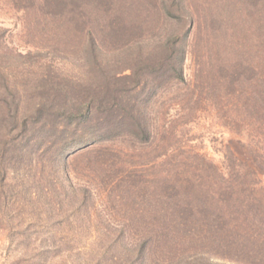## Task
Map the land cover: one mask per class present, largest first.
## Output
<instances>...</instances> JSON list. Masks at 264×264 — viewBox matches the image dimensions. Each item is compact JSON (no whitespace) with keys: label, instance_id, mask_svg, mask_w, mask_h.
Here are the masks:
<instances>
[{"label":"rangeland","instance_id":"obj_1","mask_svg":"<svg viewBox=\"0 0 264 264\" xmlns=\"http://www.w3.org/2000/svg\"><path fill=\"white\" fill-rule=\"evenodd\" d=\"M3 141L0 264H264V0H0Z\"/></svg>","mask_w":264,"mask_h":264},{"label":"trees","instance_id":"obj_2","mask_svg":"<svg viewBox=\"0 0 264 264\" xmlns=\"http://www.w3.org/2000/svg\"><path fill=\"white\" fill-rule=\"evenodd\" d=\"M180 78L181 79L183 78L182 77V74H181V77ZM79 116H81V115H79ZM79 116H76L74 113L68 115V117L70 119H73V120L79 118ZM88 141H91V143H89V144H92V141H94L93 143H95L97 140L95 141V138H93V137H87V136H83L82 137L81 136V137H79V138H77V139H75V140H73V141H71L69 143H66L63 146H61L59 150L55 151V155L57 157H59V158L62 157L63 153L65 151H67V149L70 148V147H72V146H77L78 147L75 150V152H77V151H79L82 148L83 144L84 145H87L88 144L87 143ZM6 142H7V140H6ZM6 142L3 141L0 144V148H1V150H0V159H2L3 158V154H5V152H7V148L8 147L6 146L7 144H5ZM67 157H68L67 154H65L63 156V158H61V161L65 160ZM1 170L2 169L0 168V171ZM0 175L2 177L3 176V173H0ZM0 185H2V183H0ZM239 210L240 211H243V209H239ZM187 212L189 213V216H192L191 219H193V221L191 222V224L189 226L191 229L188 228L187 229L188 233H184L183 236L184 237L185 236L189 237L187 240H188L189 243H191V242L194 241V236H191L190 233H194L196 235V232L197 231H196V226H195L194 210H192V209L191 210H187ZM167 231H168V229H167ZM254 231H251L249 234H247L250 237V239H246L245 238L243 240H240V239H237L236 238V245H233V243L230 244V246H229V249L230 250H228V252L229 253H235L236 254V257L235 258H238V259H232V262H237L238 264H243V263H246L247 264V262H245V261L242 260V258L243 259H246L247 258L246 255H248V261L251 260V259L256 260V258L258 257V255H260L259 252H257V245H254V244H256L258 242H261L260 240H261V237L262 236L258 232L257 233H254ZM161 232L160 231L157 232L156 235H160ZM168 237H169L168 234H166V239L165 240L158 239V240H156V243H158V244L163 243V245H164L165 248L166 247L167 248H170L171 247V248L174 249V243H172L171 242V239L168 238ZM245 241L248 242V243H250V244L245 243ZM142 243H144V242H142ZM142 243H138L137 244V250L140 253L145 254L146 251L150 249V246L147 248L146 246H143ZM238 245H242V247L244 248V250H239L238 248H241V247H238ZM256 254H258V255L256 256ZM204 255H203V257H201V256H191V255H187L186 256V255H183L182 257H179L178 258V262L177 263L178 264H225V263H214V262L210 261L209 258H207V257L205 258ZM239 258H241V259H239ZM257 260H259V259H257ZM241 262H243V263H241Z\"/></svg>","mask_w":264,"mask_h":264}]
</instances>
